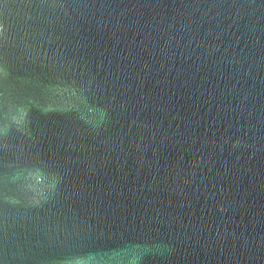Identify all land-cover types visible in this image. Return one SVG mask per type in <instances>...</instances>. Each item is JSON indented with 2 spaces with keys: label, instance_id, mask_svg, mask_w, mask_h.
Listing matches in <instances>:
<instances>
[{
  "label": "water",
  "instance_id": "obj_1",
  "mask_svg": "<svg viewBox=\"0 0 264 264\" xmlns=\"http://www.w3.org/2000/svg\"><path fill=\"white\" fill-rule=\"evenodd\" d=\"M0 264H264V0H0Z\"/></svg>",
  "mask_w": 264,
  "mask_h": 264
}]
</instances>
